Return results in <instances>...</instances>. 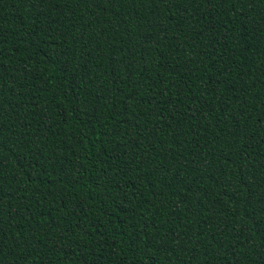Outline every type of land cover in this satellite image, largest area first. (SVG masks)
<instances>
[{
	"label": "trees",
	"instance_id": "16d2710c",
	"mask_svg": "<svg viewBox=\"0 0 264 264\" xmlns=\"http://www.w3.org/2000/svg\"><path fill=\"white\" fill-rule=\"evenodd\" d=\"M0 264H264V0H0Z\"/></svg>",
	"mask_w": 264,
	"mask_h": 264
}]
</instances>
